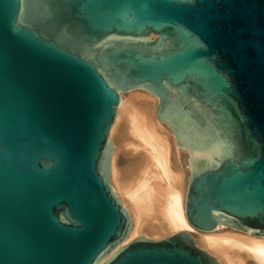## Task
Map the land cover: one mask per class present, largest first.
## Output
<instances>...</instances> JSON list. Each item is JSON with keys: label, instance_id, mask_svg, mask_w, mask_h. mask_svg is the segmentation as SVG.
Here are the masks:
<instances>
[{"label": "water", "instance_id": "95a60500", "mask_svg": "<svg viewBox=\"0 0 264 264\" xmlns=\"http://www.w3.org/2000/svg\"><path fill=\"white\" fill-rule=\"evenodd\" d=\"M132 89L188 153L189 224L264 235V0H0V264H219L186 230L120 245Z\"/></svg>", "mask_w": 264, "mask_h": 264}, {"label": "bare ground", "instance_id": "6f19581e", "mask_svg": "<svg viewBox=\"0 0 264 264\" xmlns=\"http://www.w3.org/2000/svg\"><path fill=\"white\" fill-rule=\"evenodd\" d=\"M156 104L157 98L142 89L122 93L109 129V180L131 219L120 245L140 234L159 239L186 230L219 264H264V235L226 225L198 231L189 224L184 211L188 153L156 117Z\"/></svg>", "mask_w": 264, "mask_h": 264}, {"label": "rangeland", "instance_id": "374dc122", "mask_svg": "<svg viewBox=\"0 0 264 264\" xmlns=\"http://www.w3.org/2000/svg\"><path fill=\"white\" fill-rule=\"evenodd\" d=\"M120 163L122 164V165H124L125 164V162H124V160H123V158L121 157L120 158ZM128 165H130V163H128ZM160 238V237H159ZM197 243V242H196Z\"/></svg>", "mask_w": 264, "mask_h": 264}]
</instances>
